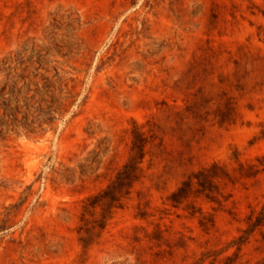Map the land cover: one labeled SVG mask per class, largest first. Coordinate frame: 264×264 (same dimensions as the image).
Returning a JSON list of instances; mask_svg holds the SVG:
<instances>
[{
  "label": "rangeland",
  "instance_id": "obj_1",
  "mask_svg": "<svg viewBox=\"0 0 264 264\" xmlns=\"http://www.w3.org/2000/svg\"><path fill=\"white\" fill-rule=\"evenodd\" d=\"M0 264H264V0H0Z\"/></svg>",
  "mask_w": 264,
  "mask_h": 264
},
{
  "label": "trees",
  "instance_id": "obj_2",
  "mask_svg": "<svg viewBox=\"0 0 264 264\" xmlns=\"http://www.w3.org/2000/svg\"><path fill=\"white\" fill-rule=\"evenodd\" d=\"M132 133L133 138L128 160L118 169L115 177L110 180L105 189L89 198L93 199L91 207L100 206L102 208L101 228H104L113 210L123 206V199L129 197L134 184L140 180L141 163L147 154L146 147L149 139L143 131L134 129ZM226 178L231 179L230 173L219 163L214 162L210 166L202 167L184 180L173 192L170 199L173 205H177L192 195L204 194L206 197L212 198V194L219 189L217 180Z\"/></svg>",
  "mask_w": 264,
  "mask_h": 264
}]
</instances>
